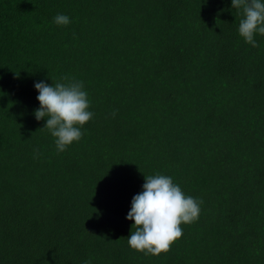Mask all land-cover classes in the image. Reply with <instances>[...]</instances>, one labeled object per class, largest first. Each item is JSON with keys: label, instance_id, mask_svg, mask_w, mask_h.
Returning <instances> with one entry per match:
<instances>
[{"label": "trees", "instance_id": "trees-1", "mask_svg": "<svg viewBox=\"0 0 264 264\" xmlns=\"http://www.w3.org/2000/svg\"><path fill=\"white\" fill-rule=\"evenodd\" d=\"M241 18L231 0H0V264H264V36L246 44ZM63 76L94 116L58 153L34 84ZM157 173L203 203L152 256L126 216Z\"/></svg>", "mask_w": 264, "mask_h": 264}, {"label": "clouds", "instance_id": "clouds-1", "mask_svg": "<svg viewBox=\"0 0 264 264\" xmlns=\"http://www.w3.org/2000/svg\"><path fill=\"white\" fill-rule=\"evenodd\" d=\"M231 5L242 12L238 26L240 37L246 44L259 47L254 37L256 34L264 36V2L231 0ZM54 23L67 26L71 20L65 14H57ZM34 88L39 93L36 99L40 105L34 112L35 119L46 118L40 129H46L54 138L57 152H63L82 138L83 126L94 116L89 111L91 102L84 84L63 76L55 84L37 82ZM142 189L132 197L131 209L126 216L127 220L133 221L127 237L128 246L144 255L166 254L173 242L182 237L181 225L199 219L203 201L185 194L171 176L159 173L144 175ZM84 264H91V259Z\"/></svg>", "mask_w": 264, "mask_h": 264}]
</instances>
